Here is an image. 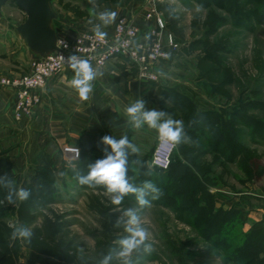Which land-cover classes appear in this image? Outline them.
Segmentation results:
<instances>
[{
  "label": "rangeland",
  "instance_id": "rangeland-1",
  "mask_svg": "<svg viewBox=\"0 0 264 264\" xmlns=\"http://www.w3.org/2000/svg\"><path fill=\"white\" fill-rule=\"evenodd\" d=\"M150 3L165 20L167 34L174 35L179 49L159 64L157 80L142 79L129 60H124L125 66L134 68L141 80L156 86L152 97L157 110L166 113L165 119L184 122L183 141L188 154L193 155L192 166L215 185L211 187L215 195L227 196L224 190L228 189L239 200L232 206L242 203L250 212L264 208V199L256 190V186L264 188V176L257 179L259 169H254L256 161L264 166L262 129L257 133L239 125L237 137L229 136L223 147L225 153L220 154L210 148V132L205 126L197 123V130L190 126L193 115L202 112H220L226 117L244 112L257 120L264 118V0H52L56 14L53 26L59 38L68 40L93 32L96 24L110 34L122 16H134L146 28L152 25L145 21ZM104 11L117 13L107 26L98 19ZM1 16L10 23L12 32L26 20L15 3L6 4ZM172 19L178 23L172 24ZM31 62L24 63L22 48L13 38L8 49L0 44V72L4 76L28 73ZM173 91L188 97L192 104L173 105L165 99L168 93L177 99ZM39 104L19 120L14 103L16 121L33 118ZM245 104L251 108L242 111ZM180 108L184 111L180 112ZM132 131L131 142L139 151L128 150L131 164L127 176H132L137 186L151 180L161 190L160 196L154 200L147 197L150 206L144 208L133 194L125 197L121 205H113L102 186L89 187L77 182V175H87L89 170L80 171L66 157L63 165L57 167L55 184L43 187L35 174L45 156L50 155L41 151L31 163L14 166L16 183L30 190L31 195L27 201H18L8 217L0 218V264H100L106 255L112 257L109 264H124V259L129 264H235L231 249L237 242L236 235L228 233L221 243L205 241L172 195L177 184L172 180L177 164L179 160L186 164V159L176 152L171 170L161 173L151 163L158 141L156 131L147 126ZM40 137L49 141V130L42 129ZM105 147H98L103 157ZM127 209L137 211L141 226L149 233L145 243L152 248L145 252L141 246L122 259L117 255L118 242L128 235L124 223L127 217L123 215ZM13 224L29 228L33 233L31 240H11ZM247 225L253 224L248 220L245 231Z\"/></svg>",
  "mask_w": 264,
  "mask_h": 264
},
{
  "label": "crops",
  "instance_id": "crops-1",
  "mask_svg": "<svg viewBox=\"0 0 264 264\" xmlns=\"http://www.w3.org/2000/svg\"><path fill=\"white\" fill-rule=\"evenodd\" d=\"M12 38L22 48V60L29 65L35 54L17 30L12 32L10 23L0 15V44L8 49ZM124 60L114 59L97 70L101 74L92 81L93 90L86 101L81 100L70 85L74 76L72 70L50 78L40 92L41 103L34 109L33 118H25L21 122H17L14 116L13 92L0 83V147L9 152L14 166L27 165L35 155L44 151L60 168L65 157L74 163L78 161L76 149L79 154L81 147H95L98 152V147L104 146L100 140L105 135L117 139L127 135L132 141V130L136 128L131 124L126 108L137 99H144L147 109L157 110L152 97L156 86L141 80L134 68L125 66ZM3 76L4 73L0 72V79ZM44 128L49 130V141L40 137ZM256 190L264 199V188L256 186ZM224 191L229 195L217 194L218 206L230 208L239 202L228 189ZM237 206L247 208L242 203ZM249 220L251 225L264 220V208L251 211Z\"/></svg>",
  "mask_w": 264,
  "mask_h": 264
},
{
  "label": "trees",
  "instance_id": "trees-1",
  "mask_svg": "<svg viewBox=\"0 0 264 264\" xmlns=\"http://www.w3.org/2000/svg\"><path fill=\"white\" fill-rule=\"evenodd\" d=\"M177 23V20L172 19V24ZM173 92H175L177 99H173L169 93L165 95V99L173 105L176 106L180 103V105L186 107L192 104L188 97L176 91ZM249 107L251 108L249 104H245L242 106V111L249 110ZM179 111L183 112L184 109L180 108ZM241 114H232L226 117L224 113L220 112L195 113L190 121V126H192L191 129L193 128L192 130H197V123L205 126L210 132L208 138L210 148L214 152L224 154L225 150H223V147L227 144L229 136L232 138L237 137L239 133L237 127L239 125H243L250 130H255L257 133L259 129H262L263 133L261 134L264 135V118L257 120L252 116L244 114V112ZM191 143H196L193 137H191ZM176 152L182 155L187 162L183 164L179 160L177 164L172 178L177 184L172 188V195L178 199L179 207L191 217L192 225L199 235L207 242L212 243L216 241L221 243L225 241L228 233H234L237 242L231 249L232 261L235 264H264V220L254 223L245 231L244 228L248 223L250 215L249 208L238 207L237 205L230 208L218 206L216 195L211 190V187L215 185L210 184L207 178L199 172L200 170L193 168V155L188 154L184 141L176 145L170 167L167 170L157 168L161 173H167L171 170ZM101 158H103V155L95 151V147H81L79 159L75 164L80 171H86L89 170L91 163ZM130 162L128 151L127 169L131 164ZM255 167L259 169L255 177L257 179L262 178L264 176V166L261 167L259 162L256 161L254 169H256ZM254 169L252 170L254 171ZM5 174L16 182L14 164L8 152L0 147V175ZM35 179L43 187L55 184L57 180V167L49 156H45L43 165L37 169ZM128 179L130 183L135 182L132 176H128ZM16 186L19 187L17 183ZM5 194V190L0 187V201L4 200ZM15 209L16 204L10 205L5 201L3 204H0V218L8 217Z\"/></svg>",
  "mask_w": 264,
  "mask_h": 264
},
{
  "label": "clouds",
  "instance_id": "clouds-1",
  "mask_svg": "<svg viewBox=\"0 0 264 264\" xmlns=\"http://www.w3.org/2000/svg\"><path fill=\"white\" fill-rule=\"evenodd\" d=\"M116 16L117 13L114 11H104L98 14V19L104 26H107L115 20ZM93 32L99 40H104L107 36V33L101 30L100 24L94 26ZM64 47H67L66 42H64ZM67 64L74 72L70 81L71 87L76 90L81 100H88L93 90L92 81L101 73L94 70L88 59H82L75 55L67 58ZM126 113L136 129L147 125L149 129L156 131L162 141L169 142L174 146L183 141L185 135L184 122L171 117L165 119V112L147 109L144 99H137L131 103L126 108ZM100 143L106 146L103 149L104 157L89 165L87 175H77V182L89 187L103 186L106 189V194L111 198V203L116 206L121 205L125 196L129 194L135 195L141 208L150 206V200L147 197L151 196L153 200L157 199L161 190L151 180H145L140 186H137L130 183L127 176L128 150L137 153L139 149L129 140L127 135H123L119 139L112 135H105L101 137ZM76 155L79 156L78 149H76ZM0 187L6 192L4 200L0 201V204L6 201L10 205H15L17 201H27L31 195L30 190L17 187L16 182L6 174L0 175ZM123 215L127 217L124 223L128 235L119 240L120 251L117 255L122 259L130 257L141 246L144 247L145 252H150L151 244L145 243L149 233L141 226L137 211L127 209ZM120 223L121 221L118 220L117 226ZM10 227L13 229L10 236L11 240L14 241L18 238L31 240L33 233L29 228L15 224L10 225ZM111 259V255H106L100 264H109ZM124 264H129V261L124 259Z\"/></svg>",
  "mask_w": 264,
  "mask_h": 264
},
{
  "label": "built area",
  "instance_id": "built-area-1",
  "mask_svg": "<svg viewBox=\"0 0 264 264\" xmlns=\"http://www.w3.org/2000/svg\"><path fill=\"white\" fill-rule=\"evenodd\" d=\"M145 21L152 25L144 28L136 17L122 16L104 40H99L94 32L81 33L73 40L58 37V49L33 59L28 73L4 76L1 84L12 89L15 94L16 118L20 120L32 113L41 101L40 91L50 78L71 70L67 58L72 55L88 59L96 71L114 59L129 60L138 68L142 79L157 80L159 64L169 60L178 51L179 43L173 34H167L165 20L153 3L149 4ZM64 42L67 47H64ZM175 149L176 146L158 137L151 158L152 166L167 170Z\"/></svg>",
  "mask_w": 264,
  "mask_h": 264
},
{
  "label": "water",
  "instance_id": "water-1",
  "mask_svg": "<svg viewBox=\"0 0 264 264\" xmlns=\"http://www.w3.org/2000/svg\"><path fill=\"white\" fill-rule=\"evenodd\" d=\"M52 0H0V15L3 7L8 3H15L26 15V20L16 30L37 56L53 53L58 49V35L54 29L56 14ZM19 264H27L19 262Z\"/></svg>",
  "mask_w": 264,
  "mask_h": 264
}]
</instances>
